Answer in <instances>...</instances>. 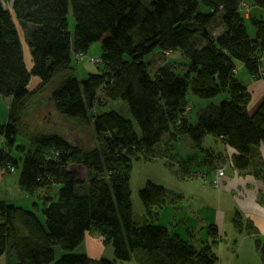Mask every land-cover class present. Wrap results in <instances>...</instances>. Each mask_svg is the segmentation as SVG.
Returning a JSON list of instances; mask_svg holds the SVG:
<instances>
[{"label": "trees", "instance_id": "obj_1", "mask_svg": "<svg viewBox=\"0 0 264 264\" xmlns=\"http://www.w3.org/2000/svg\"><path fill=\"white\" fill-rule=\"evenodd\" d=\"M96 41L102 43L104 70L80 80L72 72V54H86ZM176 49L187 59L184 73L168 63ZM153 52L164 57L151 73ZM243 72L264 78V0H0V98L8 99L0 165L16 166L6 147L28 140L19 186L34 191L58 185L56 196L38 209L0 199V257L10 253L12 264H117L105 254L93 259L75 251L96 229L117 260L218 264L210 241L184 237L161 221L164 205L179 202L164 185L149 180L140 190L145 212L136 220L129 167L142 158H163L172 166L173 145L186 140L193 152L177 158L182 169L175 172L187 178L194 167L216 170L227 156L204 144L208 135L234 149L236 168L260 165L264 102L250 111ZM32 75L40 81L30 89ZM56 77V110L93 118L96 143L90 149L52 131L24 135L28 100ZM190 91L207 100L196 122L188 116L194 109ZM100 94L121 99L126 112L113 108L91 117ZM209 230L218 233L215 225ZM57 245L65 252L60 257ZM256 246L264 263V241L256 239Z\"/></svg>", "mask_w": 264, "mask_h": 264}, {"label": "rangeland", "instance_id": "obj_2", "mask_svg": "<svg viewBox=\"0 0 264 264\" xmlns=\"http://www.w3.org/2000/svg\"><path fill=\"white\" fill-rule=\"evenodd\" d=\"M147 1L150 3L153 0H147ZM247 16L248 17L250 16V12L247 13ZM74 25H75V20L72 11H70L69 30L72 33L74 31ZM249 27L251 29V26ZM20 32L23 37V32L21 29ZM23 45L25 47V56H26L27 64L30 66L31 59H30L29 49L25 43ZM101 53H102V43L101 41H96L91 45L90 49L86 54H72V72L74 73V75L78 79L82 80L86 78L89 73L103 72L104 68L101 62ZM154 53L155 52L150 54V55L153 54L150 57L152 60L149 65L151 73H153L156 67L162 63L163 61L162 57H164V56L159 57L158 53L156 54ZM167 60L168 63L174 65L177 68L176 70L177 72L184 73L185 71L184 63L187 62V59L183 57L181 49H176L174 51H171L170 55L167 56ZM245 75L246 72H243L241 78L243 82L246 84L245 81L247 80H245L246 78ZM57 77L55 78L53 84H49L44 88L42 87L40 90L41 93L39 92V95L33 96L31 99L28 100L24 117L22 118V124H23L22 127L25 131L24 135L28 134L29 132L37 133L42 131H52L63 135L65 138H67L70 141H73L75 144L81 146L82 148L90 149V147L94 146L96 143V133L92 123L93 118L83 119L80 117H72L62 114L56 110L53 100L51 98V93L54 87L60 82L57 79ZM254 79H260V78H254ZM39 81L40 78L38 76L32 75V79L29 86L30 89L35 88L38 85ZM99 98L101 99V101H98L95 104V106L89 111V115L91 117H94L96 114H99L104 110H109L113 108L123 113L126 112L125 103L122 102L121 99L110 98V95L108 94L105 95L100 94ZM190 98H191L190 101H192L191 103L193 104L194 109L189 112L188 116H190L192 122H196L197 121L196 112L200 111L199 109L200 104L202 103V105H204L205 103H207V100L197 97L195 93H193V91H190ZM217 98L218 97H216L215 99ZM7 101L8 99L0 98V104L2 105L0 106V110L2 112V114L0 115V122L5 121L4 118L7 116L6 107L4 106ZM207 139L212 141L210 142L204 141L205 145L209 147L210 146L217 147L218 143H216L215 141L216 139H214L213 135H208ZM18 142L19 143L24 142L23 143L24 146L22 144L19 146L11 144L9 147H6L8 153L14 158H16L18 164L11 168L10 166L5 167L0 165V179L11 178L10 183L9 180L8 182L2 181V183L0 184V192L3 193L7 190L9 191L12 189L14 191L9 192V194H12L10 195L12 199L18 197V195L24 198H29V200H25L24 203L28 205V207L37 208L39 205L41 206L44 199L49 198L50 195L51 198L56 196L57 194L56 190H58V185L54 187H52L51 185V186H46L44 188H37L34 191H27L19 186L20 167L26 155L30 154L29 152L30 150L28 151L27 146L29 147L32 144H30L31 142H28V140H24L22 142V139L21 141ZM184 143L186 145H183L182 143L179 142L173 145L171 150H173V152L176 153L175 155L176 158H174V164L172 166H170V164L167 163V160L163 158H153L149 160L142 158V159H134L132 161L129 167V174L131 181L134 215L137 221L141 222L143 220V214L145 212V204L141 199L140 190L148 183L149 180L164 185L167 189H170L172 193L174 192L185 193L186 199L179 198V201L181 199L183 200L182 203H185L184 201L187 202V192H188L187 189L189 187H193V190L195 192V190L197 189L196 186H194L195 183L199 182L200 184H204L203 183L204 180L201 178H206L207 175L205 174V176L201 177V175H204L203 173L205 171L202 168L201 170H199L200 168L195 169V171H192L191 175L188 176L187 178H184L185 177L184 175L179 176V174L175 172L176 169L179 171L182 169V167L177 161V158H179L182 154L189 156L188 154L189 146L187 145L189 144V142L184 140ZM182 163L183 162H181V165ZM190 180H197V181L194 183H190L191 182ZM5 195L7 196V194ZM166 204L170 207L172 203L169 201ZM170 217L168 218L166 215L162 214L161 221L170 225L171 222ZM193 219H197V218L195 216L193 217V215L191 214L190 220L193 222L190 223L196 222ZM177 226L178 225H175V227ZM85 238L86 239L76 247L75 249L76 252L80 253L86 251L90 256H92L93 259H99V257L102 256V254H96L98 248L93 243L95 241L98 247L100 246L105 249L103 253L105 254V257H108L110 260L116 261L117 264H140V262L135 256L132 257L131 260H124V261L117 260L116 257L114 256L113 245L111 243L108 244L107 239L104 236H102L99 232L90 230L87 236H85ZM210 240H212V238H210L209 241ZM87 242L93 245V247H90L89 249L86 246ZM55 249H56L57 257H60L63 253H65L60 245H57ZM214 249H216L215 246ZM12 257L13 255L6 252L0 257V264H12V262H10L13 259ZM228 263L229 264H264L260 253L256 254V256H254L251 253H242L236 256V258L233 261Z\"/></svg>", "mask_w": 264, "mask_h": 264}, {"label": "crops", "instance_id": "obj_3", "mask_svg": "<svg viewBox=\"0 0 264 264\" xmlns=\"http://www.w3.org/2000/svg\"><path fill=\"white\" fill-rule=\"evenodd\" d=\"M245 77L246 85L251 92L250 111L253 112L264 102V78L254 79L248 73ZM4 119L6 121L7 116ZM206 139L205 141H212ZM215 141L218 145L213 147L226 153L227 157L224 161L227 168L226 174L218 177L215 169L194 167L195 169L200 168L199 170L204 169L208 181L204 180V184L195 183L194 186L197 188L195 192L193 187H189L187 202L182 203L181 199L179 202L171 204L170 207L167 204L164 205L160 212V219L162 214L168 218L171 216L170 226L178 225L174 231L184 237L191 234L193 239L203 242H208L212 238L210 242L212 248L214 249V246L216 248L214 250L218 255V264H229L228 262L233 261L236 256L242 253H251L256 256L260 253L256 246V239L264 241V142L259 145L261 164L240 170L233 165L234 149L226 145L223 139ZM188 148L189 153H192L193 149ZM8 180L10 183L11 178L0 179V184L2 181L8 182ZM190 181V183H194L197 180ZM10 191L14 190L0 192V199L21 200L20 202L23 203L25 200H29V198L19 195L12 199ZM177 194L179 195L177 199H186L185 193ZM191 214L197 218L193 219L196 221L195 223H190L193 222L190 220ZM210 225H215L218 228L217 234L209 230ZM93 231L99 232L96 229ZM93 243L98 248L96 254H103L105 249L98 247L95 241ZM86 246L89 249L93 247L89 242Z\"/></svg>", "mask_w": 264, "mask_h": 264}, {"label": "built area", "instance_id": "obj_4", "mask_svg": "<svg viewBox=\"0 0 264 264\" xmlns=\"http://www.w3.org/2000/svg\"><path fill=\"white\" fill-rule=\"evenodd\" d=\"M226 171V166L225 165H219L218 168L216 169V172L218 173V176H223L225 174ZM204 175H201V177L205 176V173H203ZM203 180H206L207 178H201Z\"/></svg>", "mask_w": 264, "mask_h": 264}]
</instances>
